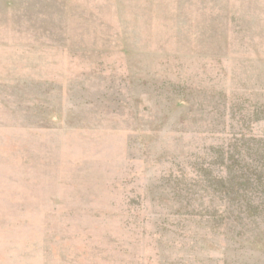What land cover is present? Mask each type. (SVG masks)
I'll return each instance as SVG.
<instances>
[{"label":"rangeland","instance_id":"obj_1","mask_svg":"<svg viewBox=\"0 0 264 264\" xmlns=\"http://www.w3.org/2000/svg\"><path fill=\"white\" fill-rule=\"evenodd\" d=\"M0 264H264V0H0Z\"/></svg>","mask_w":264,"mask_h":264}]
</instances>
